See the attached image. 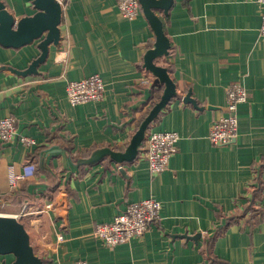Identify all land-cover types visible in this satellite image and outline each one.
Here are the masks:
<instances>
[{
	"label": "crops",
	"instance_id": "crops-1",
	"mask_svg": "<svg viewBox=\"0 0 264 264\" xmlns=\"http://www.w3.org/2000/svg\"><path fill=\"white\" fill-rule=\"evenodd\" d=\"M1 1L16 19L36 11L32 0ZM163 18L177 94L146 132L174 130L179 139L168 166L156 174L148 170L142 145L130 161L108 154L86 160L103 147L123 150L140 117L159 98L152 90L158 83L142 65L154 42L142 10L127 19L116 0H66L59 42L49 45L37 73L9 69L27 67L39 54L37 40L17 48L0 44V118L12 116L17 132L34 141L31 146L18 138L0 142V202L4 214L18 215L42 264L77 259L88 264H264L259 5L255 0H174ZM93 73L103 81V98L71 105L67 81ZM233 81L247 94L237 108V134L213 145L208 130L222 113L226 86ZM189 89L200 108L182 101ZM29 161L36 164L34 175L8 190L7 165L18 168ZM150 196L160 201V215L141 237L108 247L92 234L95 223L110 221L128 202ZM47 203L51 209H45Z\"/></svg>",
	"mask_w": 264,
	"mask_h": 264
},
{
	"label": "built area",
	"instance_id": "built-area-1",
	"mask_svg": "<svg viewBox=\"0 0 264 264\" xmlns=\"http://www.w3.org/2000/svg\"><path fill=\"white\" fill-rule=\"evenodd\" d=\"M58 1L63 6L66 0ZM255 1L259 5V34L264 36V0ZM116 7L120 16L127 19H133L141 13L138 0H116ZM149 81V77L143 79V82L148 83ZM103 91L104 84L97 73L68 80L65 88L67 100L71 105L99 101L103 98ZM246 97V89L238 81L230 82L226 86L223 111L212 121L208 130L207 138L211 144L221 145L235 138L238 128L237 108L241 102L246 100ZM14 138H18L26 146H31L34 143L31 138L17 132L12 116L0 118V142L7 143ZM178 139L179 134L174 130L150 129L145 133L141 145L151 174L160 173L166 169L170 156L177 150ZM35 170L36 164L31 161L21 164L18 168L13 163L8 164V190H15L19 182L34 175ZM2 207L3 203L0 202V215H4ZM51 208V203L45 205V209ZM60 208L63 212L65 211L64 207ZM160 208V201L151 196L128 202L125 208L110 221L95 223L92 234L108 247L127 242L133 237H141L159 218ZM13 216L18 217V215ZM62 238V234L58 233L57 239L61 240ZM71 264L88 263L83 259H77Z\"/></svg>",
	"mask_w": 264,
	"mask_h": 264
},
{
	"label": "water",
	"instance_id": "water-1",
	"mask_svg": "<svg viewBox=\"0 0 264 264\" xmlns=\"http://www.w3.org/2000/svg\"><path fill=\"white\" fill-rule=\"evenodd\" d=\"M142 13L154 34L153 46L143 55V67L154 77V81L161 84V94L145 116L141 119L123 150H113L108 147L96 149L86 159L93 161L104 154H108L118 162L130 161L138 153V148L144 140L146 129L157 117L171 98L177 94V86L170 76L166 66L156 63V58L167 55L170 42L164 32L161 15H167L174 0H138ZM36 11L16 19L0 0V44L7 47H20L37 40L39 54L34 57L26 68L9 69L17 74L27 75L37 73V67L44 62L50 44L57 45L60 39V21L62 6L58 0H32ZM182 101L198 107L191 97L190 89L182 96ZM61 199L66 202L62 194ZM196 233L195 236H198ZM184 235V234H183ZM187 236V235H184ZM195 236H191L195 238ZM13 259L8 261L7 256ZM0 264H42L41 257L35 253L30 243L29 233L24 224L13 215H0Z\"/></svg>",
	"mask_w": 264,
	"mask_h": 264
},
{
	"label": "trees",
	"instance_id": "trees-1",
	"mask_svg": "<svg viewBox=\"0 0 264 264\" xmlns=\"http://www.w3.org/2000/svg\"><path fill=\"white\" fill-rule=\"evenodd\" d=\"M165 18V17H164ZM163 15H162V17H161V19H162V21H163ZM164 24V23H163ZM169 56H170V54H169V52H168V54L167 55H163V56H160V57H158L161 61H163L164 62V66H166V68H167V70H168V72H169V74H170V63H169ZM158 58H156V60L155 61H157V59ZM157 63V62H156ZM155 88H153L152 90H157L156 91V95H155V99L157 98V97H159V95L161 94V92H160V90L162 91V85L161 84H156L155 86H154ZM176 96V95H175ZM155 101L153 100L152 102H151V104H150V106L147 108V110H146V112L140 117V119L138 120V124H139V122L141 121V119L145 116V114L147 113V111L149 110V108L152 106V104L154 103Z\"/></svg>",
	"mask_w": 264,
	"mask_h": 264
}]
</instances>
